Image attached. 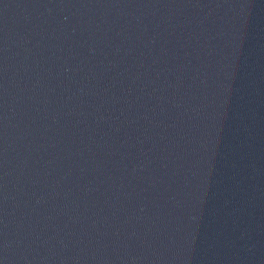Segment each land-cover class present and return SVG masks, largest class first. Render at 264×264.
Returning <instances> with one entry per match:
<instances>
[{"label": "water", "instance_id": "water-1", "mask_svg": "<svg viewBox=\"0 0 264 264\" xmlns=\"http://www.w3.org/2000/svg\"><path fill=\"white\" fill-rule=\"evenodd\" d=\"M0 264H264V0H0Z\"/></svg>", "mask_w": 264, "mask_h": 264}]
</instances>
